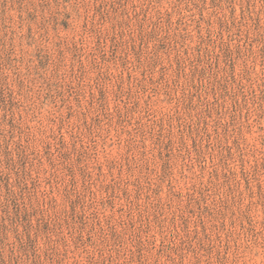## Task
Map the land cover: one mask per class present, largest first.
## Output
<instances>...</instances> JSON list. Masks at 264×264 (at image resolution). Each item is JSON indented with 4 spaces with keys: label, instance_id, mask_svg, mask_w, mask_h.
Here are the masks:
<instances>
[{
    "label": "rangeland",
    "instance_id": "374dc122",
    "mask_svg": "<svg viewBox=\"0 0 264 264\" xmlns=\"http://www.w3.org/2000/svg\"><path fill=\"white\" fill-rule=\"evenodd\" d=\"M0 264H264V0H0Z\"/></svg>",
    "mask_w": 264,
    "mask_h": 264
}]
</instances>
